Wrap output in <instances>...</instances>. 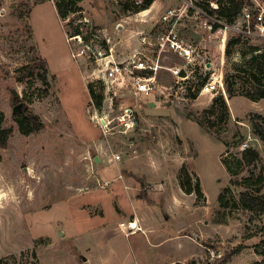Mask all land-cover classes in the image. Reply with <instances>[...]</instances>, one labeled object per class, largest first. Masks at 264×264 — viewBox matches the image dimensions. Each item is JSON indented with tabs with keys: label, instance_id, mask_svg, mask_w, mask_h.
Returning <instances> with one entry per match:
<instances>
[{
	"label": "rangeland",
	"instance_id": "rangeland-1",
	"mask_svg": "<svg viewBox=\"0 0 264 264\" xmlns=\"http://www.w3.org/2000/svg\"><path fill=\"white\" fill-rule=\"evenodd\" d=\"M55 1L0 0L1 123L12 127L0 148V264H264V212L240 201L241 192L264 197V142L251 127V121L264 125L255 118L264 116V98L239 90L243 83L252 87L242 69L264 49V32H242L244 12L264 7V0H245L238 20L215 30L183 0H156L162 3L156 17L124 11L129 0H82L66 19ZM210 2L217 5L193 4L205 9ZM167 9L181 10L172 16L180 17L176 24L206 39L186 79L160 71L158 85L168 86L170 96L144 98L91 81L93 52L120 59L143 49L135 41L149 34L153 40L172 23L161 20ZM77 30L83 45H70ZM237 37L227 54V41ZM85 45L83 54L72 55ZM35 55L46 68L19 80L17 69ZM161 63L183 59L166 52ZM212 75L221 85L200 92ZM89 87L101 95L99 103ZM220 103L227 106L224 119ZM129 107L135 117L126 127L119 118ZM25 109L41 127L24 135L16 113ZM242 145L259 157L245 163ZM180 179L186 189L198 183L201 193L187 192Z\"/></svg>",
	"mask_w": 264,
	"mask_h": 264
},
{
	"label": "built area",
	"instance_id": "built-area-1",
	"mask_svg": "<svg viewBox=\"0 0 264 264\" xmlns=\"http://www.w3.org/2000/svg\"><path fill=\"white\" fill-rule=\"evenodd\" d=\"M142 0H136L139 4ZM188 8H195L201 14L207 16L212 22H216L221 26L230 27L223 19H217L214 16L207 13L203 8H198L194 6V0H183ZM211 7L216 8V3L210 2ZM181 10L177 13L176 9H167L165 14L161 16L163 22L172 23L166 27L165 30L157 33L155 38L141 36V43L143 49L135 51V53L116 59L112 51L104 52L99 51L97 54L92 53L95 60V68L90 78L92 82L106 81L110 84L115 83L119 87L127 89L130 93L133 92L137 96L147 97V96H170L171 89L168 86H159L158 78L159 73L162 69H165L175 77L176 82L179 80H184L188 77L189 73L194 72L192 66L196 65L197 56V46L194 42L184 39L175 29L178 16L181 14ZM255 19V28L252 29L250 21ZM245 27L242 32L252 33L253 30L258 31V34L264 32V7H258L256 9L255 15H252L251 11L244 12ZM67 41L71 45V41L77 44L83 45V40L80 33L72 34L70 39ZM150 46H156V52L154 54L149 52ZM85 48L88 45L83 46L77 51H72L73 56L81 55L85 52ZM166 52H172L181 59H183L182 65L168 66L161 63L162 58L165 57ZM221 85V80L217 79L215 76H210L206 81L202 82L199 91L212 93ZM128 122L126 121V118ZM133 110L129 107L127 108L122 116L119 118L120 125L126 127L132 126L134 122ZM246 145V143L244 144ZM242 145V149H244ZM118 158V156L116 157ZM130 226V224H129ZM132 227H130L131 229Z\"/></svg>",
	"mask_w": 264,
	"mask_h": 264
},
{
	"label": "trees",
	"instance_id": "trees-1",
	"mask_svg": "<svg viewBox=\"0 0 264 264\" xmlns=\"http://www.w3.org/2000/svg\"><path fill=\"white\" fill-rule=\"evenodd\" d=\"M82 0H56L55 1V8L58 16L61 19H66L69 17L70 14H73L80 10L79 6H77V3ZM154 0H142L139 4L135 3V0H129L127 2L122 3L123 10L124 11H131V12H137L140 10H144L148 8L151 3ZM249 2V0H247ZM204 7L208 14L214 16L217 19H223L227 24H233L238 20V17L242 15L243 9L245 6V0H217V7L213 8L207 4H204ZM252 15H255L256 10L254 12H251ZM210 25L212 26V29H217L221 27L220 24L216 22L210 21ZM245 21L242 24L243 27H245ZM252 29L255 27V19L253 18L250 21L249 25ZM79 33L77 30L75 33ZM240 37V36H239ZM232 38L227 41V48L226 53H229L230 46L232 44H235L237 42H240V38ZM253 50H259V48L253 47ZM249 65L251 66L250 69L244 68L242 69L244 75H247L248 82L251 84V88L247 87L245 83L241 85L240 94L245 95L253 100L264 98V49L260 50L258 53L252 54L251 57L248 60ZM37 68H46V61L45 59L40 55H35L33 57V60L31 63H28L26 65H22L17 69L18 72V78L19 80H22L24 77L31 76L34 73V70ZM43 76V75H40ZM239 77V76H238ZM240 78V77H239ZM29 86L32 85V83L29 81ZM91 85V84H90ZM47 90H44V93H46ZM89 92L92 98L96 100L98 103L100 102L101 95H97L94 93V90L89 87ZM255 92V93H253ZM230 95L233 94V91L229 90ZM98 97V99H97ZM25 100L31 101L32 95L25 94L24 96ZM219 108L221 110L220 118L224 119L227 116V106L223 103L219 104ZM2 118L3 114L0 111V148L6 147V144L10 138V135L12 133V127L10 126H4L2 125ZM255 118L264 121V116L256 114ZM199 124L202 125V121H199ZM16 123L18 126L19 131L22 134H28L32 131L38 130L41 125L40 121L37 115H34L30 112H27L25 109V112L23 114L16 113ZM251 127L253 130V133L262 141L264 142V125H262L259 121H251ZM241 157L243 161L247 164L252 163L259 157V152L255 147H245L241 152ZM227 166V165H226ZM181 178V177H180ZM188 178V177H187ZM247 181H251V179H247ZM180 185L187 191L190 192L191 190L196 191L198 194L201 193L199 184L196 183L193 189H186L184 181L180 179ZM220 200L223 199L222 195H219ZM240 201L241 205L245 207L246 209H249L251 211H259L264 212V197L259 195H254L249 192H241L240 194ZM192 264V263H191Z\"/></svg>",
	"mask_w": 264,
	"mask_h": 264
},
{
	"label": "crops",
	"instance_id": "crops-1",
	"mask_svg": "<svg viewBox=\"0 0 264 264\" xmlns=\"http://www.w3.org/2000/svg\"><path fill=\"white\" fill-rule=\"evenodd\" d=\"M155 1H156V0H154L148 8H146V9L142 10L141 12H139V14H146V13L148 14V12H149V16H151V17H156V15H155L156 9H157L160 5H162V3H160V2H159V3H158V2L155 3ZM166 11H167V10L163 11V12L161 13L160 16H162L163 14H165ZM184 16L187 17V20H190V18L193 17V15L186 14V13H185ZM185 21H186V20H185ZM175 27H176L177 32H178V33H179L184 39L194 42V43L196 44L197 47H198V45L200 44V42H203L204 40H206V39H203V38H204L203 35H199V34L197 33V29L194 28V27H189V25H188V27L185 28V27H183L182 22H181V23L179 22L178 24H176ZM208 28H210V27H208ZM134 32H136L137 34L141 33L140 30H139V31H134ZM142 32H143V31H142ZM150 32H151V31H150ZM146 35H148V34H146ZM148 37H150V34L148 35ZM140 39H141V38H140ZM135 46L137 47L136 49H141V47H142L143 45H142V43L140 42V40H138L137 42L135 41ZM117 57H120V55H117ZM123 57H126V56H122V57H120V58H123ZM153 105H154V104H153Z\"/></svg>",
	"mask_w": 264,
	"mask_h": 264
},
{
	"label": "water",
	"instance_id": "water-1",
	"mask_svg": "<svg viewBox=\"0 0 264 264\" xmlns=\"http://www.w3.org/2000/svg\"><path fill=\"white\" fill-rule=\"evenodd\" d=\"M20 106H21L20 104L16 105V106L13 108V111H17V110L19 111V110H20ZM97 160H98V158L96 157V158H95V161H97Z\"/></svg>",
	"mask_w": 264,
	"mask_h": 264
},
{
	"label": "bare ground",
	"instance_id": "bare-ground-1",
	"mask_svg": "<svg viewBox=\"0 0 264 264\" xmlns=\"http://www.w3.org/2000/svg\"><path fill=\"white\" fill-rule=\"evenodd\" d=\"M130 226H131L132 228H134V227L137 226V223L131 224Z\"/></svg>",
	"mask_w": 264,
	"mask_h": 264
}]
</instances>
